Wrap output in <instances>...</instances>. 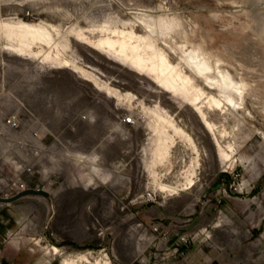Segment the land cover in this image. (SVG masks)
<instances>
[{
  "label": "rangeland",
  "instance_id": "1",
  "mask_svg": "<svg viewBox=\"0 0 264 264\" xmlns=\"http://www.w3.org/2000/svg\"><path fill=\"white\" fill-rule=\"evenodd\" d=\"M249 5L217 0H0V21L43 23L49 30L53 26L58 48L66 45L63 58L120 95L117 100L97 90L71 66L54 68L12 55L0 35V196L13 184L49 195L26 196L0 207L8 220L0 218V225L18 227L10 240L42 257V264H88L78 257L89 251L94 257L89 263H102L101 249L110 264H138L136 224L147 225L154 217L169 228L174 241L179 234L189 236L185 261L173 264H264V74L245 79L232 56L217 48L235 40L236 33L246 36L243 11H261ZM234 13L237 19H231ZM217 14L221 16L214 19ZM78 31L92 41L116 39L120 31L147 37L150 31L148 38L172 64H183L180 47L202 48L212 55L211 63L221 58V67L235 82L244 80L243 101L233 94L234 104L221 110L202 105L214 139L186 95L166 92L144 72L83 43ZM185 72L209 91L189 69ZM156 111L173 120L198 150L193 185L173 195L160 193L157 183H183L194 154L188 143L174 137L167 155L156 159L151 132ZM12 113L21 120L16 132L2 129L3 119ZM129 117L133 125L123 122ZM32 132H37V142L29 137ZM166 132L172 135L170 129ZM18 138L28 147L18 149ZM219 150L229 155L228 162ZM203 228L211 233L208 242L199 234ZM77 232L85 237L79 244L72 238ZM47 245L62 254L52 255L51 247L46 253Z\"/></svg>",
  "mask_w": 264,
  "mask_h": 264
},
{
  "label": "bare ground",
  "instance_id": "2",
  "mask_svg": "<svg viewBox=\"0 0 264 264\" xmlns=\"http://www.w3.org/2000/svg\"><path fill=\"white\" fill-rule=\"evenodd\" d=\"M217 1H228L233 4H250L251 6L249 5V8H253V5L256 4L254 7L261 10L260 12H257L256 10L243 11L242 15L246 18V21L242 27L247 30L246 36H240L236 33L233 35L235 40L227 41L226 44L219 43L217 48H220L223 51L225 50L230 56H232V61L239 64V68L237 69H239V72H241V75L244 76L245 79L252 73H257L259 75L264 74V0ZM232 15L231 19H237L235 13ZM218 16L220 17L221 15H214V19ZM151 21L152 20L150 19V22ZM161 22L163 23V21H160L159 23ZM141 23L145 24V21L142 20ZM47 27L48 26L43 23L4 20L0 21V35L4 37L6 41L5 48L12 55L21 57L25 60H36L39 65L50 63L51 67L54 68L71 66L72 68L70 67V69H72L73 72L77 73L81 78L83 77L84 80L90 82L97 90H103L113 98L120 100V95L110 87L106 86L105 83H101V80V82H99L94 75L88 73L83 68L78 67L72 63V61L63 58L64 55L62 54V51L66 45L61 43L59 49L58 44L53 40L54 35L52 36V32H50V30L53 31L54 27L51 26L50 30ZM165 27L169 28V25ZM117 33L118 38L116 39L104 37L97 41H92L87 38L81 31L76 33V37L90 47L107 53L117 60L128 63L130 67L144 72L166 92L186 95L189 105L192 106L203 126L214 136L215 139L213 125L208 122L201 107L202 105H205L208 108L221 110L224 105L228 106L234 104V98H232L233 94H236L237 97L243 101L246 88V84L243 82L244 80H241L238 83L235 82L229 71L221 67V64L223 63L220 60L221 58L216 59L215 57V61H212L213 63H211L210 59L212 58V55L209 57L204 50H201L202 48H194V46L191 45L193 46V49L188 47L190 50L185 51L179 46L181 48V53L184 55V58H181L182 60L180 59L183 64H172L162 49H160L159 46L157 47L154 42L150 41L151 39L148 38L150 31L147 37L135 36L132 31H120ZM191 42L189 43L191 44ZM219 56L217 55V57ZM236 64H234L235 67ZM186 68L191 71L195 78L201 79L204 87H207L209 91H205L203 87L201 88L197 86L195 84L196 82L194 83V80L186 74ZM206 69H210V71H207ZM212 90L216 92L214 93ZM260 104V110L264 113V98L262 97ZM153 117L156 118V123L152 127L151 132L152 134H155V156L157 160H160L167 155L169 148L174 143V137L188 143L189 148L194 154L191 164L182 176L183 183L173 186L162 185L160 183H157L156 185L160 193H166L167 195L177 194L178 191L190 188L194 183L193 178L195 175V169L198 166V150L191 138L185 134L183 130L177 127L173 120L163 117V115L159 114L157 111ZM166 128L171 130L172 135H169L166 132ZM219 154L223 162H228L229 155L220 150ZM50 249L53 254L59 252L56 247L52 246ZM78 258L88 264H110L107 260L102 263H99L98 261L89 263L84 255H80ZM64 264H75V261H64Z\"/></svg>",
  "mask_w": 264,
  "mask_h": 264
},
{
  "label": "built area",
  "instance_id": "3",
  "mask_svg": "<svg viewBox=\"0 0 264 264\" xmlns=\"http://www.w3.org/2000/svg\"><path fill=\"white\" fill-rule=\"evenodd\" d=\"M123 122L125 124H129V125L134 124L133 119L130 117L123 119ZM2 129L6 130V131H12V132L19 131L21 129V120H20L19 116L16 113L8 114L2 121ZM29 137L31 138V140L33 142H37L38 134H37V132H32L29 135ZM14 144L20 150L24 149V147H28L19 138L14 141ZM35 152L37 153L38 150L34 149V153ZM26 171L29 172L30 167ZM24 190H27V189H25L22 185L17 186L15 184H13L6 189L7 193L2 194L0 196V199L12 198L16 194H18ZM33 190H43V189L36 188ZM146 200L152 201L153 198L149 194H147ZM2 205H7V204L0 203V207ZM138 227H140L143 230L146 228V226L142 223H138ZM149 230L154 235L152 242L164 244L169 237L168 232L166 230L161 229L160 225L153 224V225L149 226ZM199 234H200V236L204 242H208L211 238V233L209 230H207V228H203V229L199 230ZM176 240H177V244H176L177 246H175L171 249H168L166 247L165 253H161V254L146 253V250H140L139 254H138V256H139L138 264H165L166 261L170 258H176V259L184 258L186 255L185 249L188 248L189 243H190L189 236L187 234H179L177 236ZM47 246H48V249L50 247H52L51 245H47ZM100 251L103 252V254H102V257L104 258L103 260H107L110 263V260L107 256V253L105 252V250L101 249ZM48 252L49 251L47 250V253ZM58 254L60 255L62 253L59 252ZM52 255H54V254H52ZM84 255L88 258L89 261L94 260L93 252L89 251V252H86ZM46 263L49 264V261H46Z\"/></svg>",
  "mask_w": 264,
  "mask_h": 264
},
{
  "label": "crops",
  "instance_id": "4",
  "mask_svg": "<svg viewBox=\"0 0 264 264\" xmlns=\"http://www.w3.org/2000/svg\"><path fill=\"white\" fill-rule=\"evenodd\" d=\"M10 205V204H7ZM4 214H0V218H3ZM150 221L149 223L144 224L146 225V228L143 230L140 227H138V224H136V232L139 234L137 237V241L135 243V250H148V253H156L161 254L165 253L166 247L168 249L173 248L177 244V240H173L172 237L169 234V237L167 241L164 244L155 243L152 242L154 235L149 230V226L155 224L160 225L161 229L166 230L169 233V228L167 229L163 224H160V222H157V218L149 217ZM4 222L8 221L7 217L5 216L3 218ZM143 223V222H140ZM18 232V227H7L4 225H0V238L2 237V241L0 242V264H42L43 261H45L42 257H35L32 254H29L27 252H24V250H21V246H19L18 242H14L10 240L12 234H15ZM72 238L75 240L76 243L82 242L83 239H85L84 235H82L81 232L73 233ZM177 239V238H176ZM72 247L75 246V243L71 244ZM45 248V252L47 253V250L51 252L47 247ZM22 251L25 253L23 254V260L18 262V255L22 253ZM60 252V251H59ZM58 252V253H59ZM45 253V254H46ZM52 253V252H51ZM139 253V252H138ZM186 253V252H185ZM55 255V254H54ZM189 255L187 256V258ZM185 258L178 259L181 261H185ZM50 259V258H47ZM176 261V258H170L166 261L165 264H173ZM64 264V261L62 262Z\"/></svg>",
  "mask_w": 264,
  "mask_h": 264
},
{
  "label": "water",
  "instance_id": "5",
  "mask_svg": "<svg viewBox=\"0 0 264 264\" xmlns=\"http://www.w3.org/2000/svg\"><path fill=\"white\" fill-rule=\"evenodd\" d=\"M26 196H41L43 198H48L49 197L48 193L46 191H44V190L27 189V190H24V191L16 194L12 198L0 199V203H2V204H11V203L19 200L20 198H23V197H26Z\"/></svg>",
  "mask_w": 264,
  "mask_h": 264
},
{
  "label": "snow or ice",
  "instance_id": "6",
  "mask_svg": "<svg viewBox=\"0 0 264 264\" xmlns=\"http://www.w3.org/2000/svg\"><path fill=\"white\" fill-rule=\"evenodd\" d=\"M207 71H210V69H206ZM231 102V101H230Z\"/></svg>",
  "mask_w": 264,
  "mask_h": 264
}]
</instances>
